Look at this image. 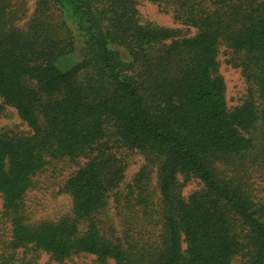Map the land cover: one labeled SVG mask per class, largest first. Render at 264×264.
I'll use <instances>...</instances> for the list:
<instances>
[{
  "label": "trees",
  "instance_id": "16d2710c",
  "mask_svg": "<svg viewBox=\"0 0 264 264\" xmlns=\"http://www.w3.org/2000/svg\"><path fill=\"white\" fill-rule=\"evenodd\" d=\"M147 1L195 34L142 22L137 0H34L23 27V4L0 0V115L11 107L30 129L0 134L10 228L1 264L17 250L59 264L81 254L97 264H264V202L213 166L264 151V0ZM222 47L247 84L232 109ZM121 149L148 163L123 189ZM81 158L63 187L70 216L27 223L33 178L49 163ZM191 179L202 187L184 198ZM110 198L119 233L103 228Z\"/></svg>",
  "mask_w": 264,
  "mask_h": 264
},
{
  "label": "rangeland",
  "instance_id": "374dc122",
  "mask_svg": "<svg viewBox=\"0 0 264 264\" xmlns=\"http://www.w3.org/2000/svg\"><path fill=\"white\" fill-rule=\"evenodd\" d=\"M20 4L26 8V16L18 22L19 27H23L26 19L30 17L34 10V0H19ZM137 10L142 22H150L165 29L180 31L181 36H192L195 29L187 28L173 18L172 13L163 11L162 8L147 0H137ZM80 54L77 51L73 54L74 60H78ZM229 58L228 52L222 47L219 52V74L225 82V99L228 109L240 105L247 95V84L242 77L240 70L232 68L226 60ZM7 132L28 134L30 129L18 117L16 111L11 107H6L0 115V134ZM119 157H123L127 162V168L121 189L132 183L143 165L148 164L145 156L136 151L126 149L115 151ZM264 151L257 148L255 157L249 159H237L229 164L216 163L214 171L221 180L241 185L244 193L254 202H264ZM263 160V161H262ZM87 159L81 158L77 162L67 160L56 161L45 166L44 170L33 178V187L26 193L24 198L26 221L34 224L43 221L55 222L62 217L70 216L72 211V199L63 191L65 182L72 176ZM257 164H254L256 163ZM148 189L153 194L152 201L156 203L158 189L156 184V169L151 168ZM183 182L184 178L179 177ZM202 187L197 179L188 180L183 187L182 195L187 198L191 193ZM105 231L119 233V219L115 214L113 198L109 199L108 206L102 216ZM10 240L9 223L3 215L2 199L0 196V255L3 246ZM6 254V253H5ZM6 256H9L6 254ZM17 259L11 264H59L50 260L44 253H28L24 256L22 250H17ZM1 262V260H0ZM238 260H234L233 264ZM1 264V263H0ZM29 264V263H28ZM63 264H97L95 257L91 255H76L65 261ZM106 264H114L108 261Z\"/></svg>",
  "mask_w": 264,
  "mask_h": 264
}]
</instances>
